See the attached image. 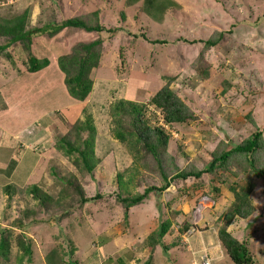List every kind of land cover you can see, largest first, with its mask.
<instances>
[{
	"label": "rangeland",
	"instance_id": "1",
	"mask_svg": "<svg viewBox=\"0 0 264 264\" xmlns=\"http://www.w3.org/2000/svg\"><path fill=\"white\" fill-rule=\"evenodd\" d=\"M168 1L157 0L150 12L144 8V1L126 6L124 0H0L1 18L13 19L28 10L27 29L51 27L97 9H102L101 23L106 28L98 34L67 28L56 36L35 37L33 54L50 61L38 72L27 70L29 53L22 50L23 45L15 48L21 54L17 66L23 73L18 74L9 61L0 58V123L9 129L18 127L21 132L27 126L31 128L28 134L34 137L33 142L26 144V151L23 141L18 136L14 139V153L22 174L12 183H39L56 196L70 171L65 166L67 158L56 153L54 145L78 119L87 115L94 119L99 134L96 153L104 156L95 177H87L88 196L102 194V198L91 201L83 211L57 225H49L48 216L42 215L36 219L41 222L31 225V220L22 219L28 216L24 212L35 208L34 203H24L16 217L22 228L16 218L1 224L0 215V229L12 231L9 259L0 264L14 263L15 256H23L18 242L27 236L33 240V252L21 264L26 260L27 264H49L52 258L54 264H142L148 256H152L153 264H192L205 254L213 264H235L222 248L218 231L236 201L230 187L240 189L249 180L244 171H238L237 177L226 172L222 179L205 174L200 179L177 180L166 191L151 193L146 203L132 207L129 222L124 220L123 208L119 206L121 196L133 197L147 186H162L164 181L155 159L144 149L141 157L145 163L138 165L139 171L126 169L134 160L126 155V146L111 135V109L118 100L144 103L161 118L157 124L164 126L174 140L164 160L168 159V164L174 161L179 171L193 163V167L203 169L211 159V150L220 143L227 144L225 149L230 150L255 132L248 115L264 131V0ZM217 32L225 33L219 46L205 49V41ZM102 37L103 55L94 71L92 93L87 101L79 102L70 95L57 58L69 53L78 42ZM165 77H173L171 88L197 115L192 124L168 126L161 113L150 105L155 90L165 85ZM52 147L54 153L50 155ZM43 153L44 157H40ZM121 155L123 164H119ZM11 156L8 151L0 158L13 170L18 160ZM52 169L59 179L52 176ZM116 172H124L123 181L128 182L129 189L120 188ZM211 181L221 186L217 203L202 200L200 203L212 206V211H206L203 223H199L203 219L200 210L194 212L196 225L183 232L198 197L212 191ZM4 183V178H0V186ZM251 198L255 212L247 219L235 218L229 231L247 245L254 259L252 264H264V176L257 181ZM5 201L0 191V214ZM175 211L180 212L179 220L172 215ZM165 220L171 221V228L162 246L154 248L151 255L148 237Z\"/></svg>",
	"mask_w": 264,
	"mask_h": 264
},
{
	"label": "trees",
	"instance_id": "2",
	"mask_svg": "<svg viewBox=\"0 0 264 264\" xmlns=\"http://www.w3.org/2000/svg\"><path fill=\"white\" fill-rule=\"evenodd\" d=\"M137 1H144V8L146 7V9L148 8L152 12L151 7L155 5L154 3L157 0H124L126 6L133 5ZM159 9L161 10L162 8L159 7ZM101 11L102 9L89 11L77 17L64 19L55 25H51V27L42 26L36 29H27L28 10L13 19L0 17V58L9 61L15 67L17 73L18 71L23 73V69L17 66L21 54H17V50H15L17 46L23 45L25 49L22 50H26L29 53V60L26 63L28 66L27 70L29 72H38L48 67L50 61L48 58L40 60L33 54L32 44L35 37L46 34L50 35V37L56 36L60 31L67 28L83 29L88 33H101L106 29L101 23ZM224 36V32L213 34L205 41L204 48L207 49L209 47L212 49L219 46ZM102 44L103 37L95 41L78 42L71 48L69 53L57 58L58 66L65 74L67 89L70 95L79 102L87 101L92 93L94 71L99 68L103 55L101 50L103 48ZM203 59L202 56L201 60ZM204 72L208 75L209 71L206 69ZM164 80H166L165 85L155 90L151 97L150 105L161 113L162 120L168 126L192 124L197 119L194 110L189 103L171 88L170 83L173 81V77H165ZM111 115L113 121L111 135L126 146V155L128 154L134 160L131 167L129 166L126 169L139 171L138 165L142 164V162L145 163L141 157V149H144L155 159L157 163L156 167L160 170L164 181L162 186H147L142 192L133 195V197L128 196L127 198V196H121L119 201L121 205L116 204L123 208L124 220L129 222V210L132 207L144 202L146 203L151 193H162L177 180L186 181L192 177L200 179L205 174H211L222 179V173L226 172H230L237 177L238 171H244L249 180L240 189H236L233 185L230 187V191L234 193L236 201L225 215L226 223L219 229L218 238L222 242V248L226 249V253L229 254L235 264H252L254 259L247 245L236 238L229 231V227L233 224L235 218L247 219L255 212L256 209L251 197L257 187V181L264 176V131L260 129L254 118L252 119V116L248 115V118H250L256 127L255 132L249 134L241 143L232 145L230 150L225 149L227 144L220 143L214 150H211V159L203 169L195 165L193 167V163L187 169L179 171L177 170L179 167L174 165V161L168 164V159L164 160V156L169 155L167 153H169L170 145L174 143L173 137L165 130L164 126L157 124V121L161 120V118L155 112H150L148 106L144 103L121 99L112 106ZM87 116L85 119H78L70 127L67 134L54 145L55 151L59 154L62 153L67 158L65 166L70 171V176L66 180H63V187L56 196L50 194L39 183H25L23 186H20V183H12L4 178L5 183L1 186L0 191L3 193L6 201L4 202V210L1 213L3 215L1 224L10 223L13 218H16L20 210H22L19 208L21 205L33 202V207L35 208L28 209L29 212L23 213L24 216L28 215L27 217H23V222L31 220L32 223L30 224L33 225L34 223L41 222L36 219L42 215H47V218L50 219L48 224L57 225L58 221L65 220L75 213L83 211L91 201L102 198V194L90 197L87 191L88 183L95 177V170L104 159V156H100L95 150L99 134L97 133L94 119L92 120L91 115ZM99 147L100 149L102 148L101 146ZM106 156L108 157L109 154ZM120 157L119 164H123L124 157L122 155ZM165 165H167L168 170L165 169ZM232 168H235V170L233 171ZM123 170L126 172L125 169ZM12 171L11 168H8V164L4 170H1L6 177L11 175ZM124 172H116V177L119 179L120 188L126 190V187L129 189V185L127 186V181H123ZM51 173L52 176L59 179L54 169H52ZM171 174L173 176L169 178ZM87 177L91 179L88 181ZM223 182H225L224 179ZM218 184L219 182L217 181H211L210 186L212 191H205L198 197L196 204L192 208L190 218L186 219L187 225L182 229L183 232L196 225L193 221V214L202 200H213L216 202L219 197L217 194L220 193L221 189V186ZM18 194L21 197L16 196ZM16 198L18 199L16 200ZM212 208L204 207L202 213L203 219L199 223L206 221V211L209 210L208 212H211ZM179 214L180 212L177 211L172 213L174 219L177 220H179ZM53 216V219L50 218ZM16 221H18L16 224L22 228L21 221L18 218H16ZM171 225L170 220H165L158 226L157 230L150 234L147 240L150 253L152 250L154 252V248L157 246H162L163 238L169 232ZM11 233L10 228L0 229V261L7 262L9 259L7 251L12 244L10 240ZM32 242L33 240L30 236L19 238L18 245L23 248L24 253L23 256H15L14 263L11 264H21L25 260L24 257L26 255L29 257L32 254ZM164 249L165 252H168L167 247H164ZM70 254L73 255V247H71ZM52 259L49 264H54ZM26 262L29 261L26 260ZM26 262H23V264ZM142 264H153L152 256H148V259Z\"/></svg>",
	"mask_w": 264,
	"mask_h": 264
},
{
	"label": "crops",
	"instance_id": "3",
	"mask_svg": "<svg viewBox=\"0 0 264 264\" xmlns=\"http://www.w3.org/2000/svg\"><path fill=\"white\" fill-rule=\"evenodd\" d=\"M9 115H11V114H9ZM17 117H18V115L14 116L15 119H17ZM28 128L29 127L26 126L25 132H21L22 129H20L18 127H14L12 129H9L6 125H4V124L2 125L0 123V155L6 154L8 151H10V154H12L11 157L15 156L16 160H18L16 153H14L15 152L14 149L16 148V146H14V143H15L14 139L15 138L17 139V136H18V139L23 141L22 145L24 146L23 147L24 151H26L27 148L29 147L26 144L30 143L34 139L32 134L31 135L28 134V133L31 132V128L30 129H28ZM27 134L29 136H27ZM5 136H7L6 139H5ZM53 151L54 150H53V147H52V148L49 149L48 153H50V155H51V153H54ZM56 153H58V152H56ZM40 157H44V153L41 154ZM19 163H20V161L18 160V163L16 164L15 169H13V171L11 172V175L6 177L5 174H3L1 172V170L2 169L4 170L6 168L8 162L0 159V178H5L8 181H14L16 178L21 176L22 172L20 173ZM32 172L33 171H31V173ZM31 173H30V175H31ZM25 180H27V179H25ZM22 181L25 182V183L27 182V181H24V180H22ZM0 188H1V186H0Z\"/></svg>",
	"mask_w": 264,
	"mask_h": 264
},
{
	"label": "built area",
	"instance_id": "4",
	"mask_svg": "<svg viewBox=\"0 0 264 264\" xmlns=\"http://www.w3.org/2000/svg\"><path fill=\"white\" fill-rule=\"evenodd\" d=\"M204 207H205V205L203 203H199L196 212L200 210L199 211V213H200ZM192 264H213V263L211 262L209 255L205 254V255L201 256V258L199 260L192 261Z\"/></svg>",
	"mask_w": 264,
	"mask_h": 264
},
{
	"label": "clouds",
	"instance_id": "5",
	"mask_svg": "<svg viewBox=\"0 0 264 264\" xmlns=\"http://www.w3.org/2000/svg\"><path fill=\"white\" fill-rule=\"evenodd\" d=\"M205 207H209V206H205ZM210 207H212V206H210ZM203 211H204V208L202 209V211L199 213V215H201V218H202V213H203ZM196 212V211H195Z\"/></svg>",
	"mask_w": 264,
	"mask_h": 264
}]
</instances>
